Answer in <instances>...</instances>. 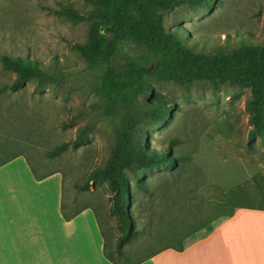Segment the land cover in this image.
<instances>
[{
    "label": "rangeland",
    "instance_id": "obj_1",
    "mask_svg": "<svg viewBox=\"0 0 264 264\" xmlns=\"http://www.w3.org/2000/svg\"><path fill=\"white\" fill-rule=\"evenodd\" d=\"M68 2L85 15L91 10L84 0H0V57L29 58L46 72L17 90L0 92V161L23 155L37 175L60 174L66 210L92 206L114 245L120 230L110 211L109 187L104 181L86 183L85 176L105 164L121 126L127 116L134 115L152 147L162 149L177 141L176 152L190 157L171 195L187 193L193 200L192 211L184 205L168 210L162 203H151L149 194L136 192L132 208L144 232L126 249L135 257L177 240L187 243L200 237L207 226L222 219H212V210L202 203L206 185L230 189L250 174H264V162L256 155L249 159L236 144L244 143L250 127L244 109L249 89L204 81L180 85L149 77V95L131 102L110 97L98 88L104 65L84 58L70 46L86 41L89 21H72L51 11ZM263 11L264 0H216L206 9L190 7L185 1L160 10L167 30L176 31L204 52L232 49L242 38L264 41ZM145 52L144 46L126 42L120 56L137 57ZM13 76L0 62V87ZM157 95L175 103L172 117L163 126L143 117L147 96ZM83 126L88 132L82 144L53 159L46 157L48 150L70 141ZM238 149L242 158L235 156ZM218 153L224 156L222 160ZM174 178V174L151 172L147 179L158 198L165 194L167 180Z\"/></svg>",
    "mask_w": 264,
    "mask_h": 264
},
{
    "label": "trees",
    "instance_id": "obj_2",
    "mask_svg": "<svg viewBox=\"0 0 264 264\" xmlns=\"http://www.w3.org/2000/svg\"><path fill=\"white\" fill-rule=\"evenodd\" d=\"M185 1L190 7L206 9L216 0H84L91 6L87 15L69 2L51 11L72 21H89L86 41L71 42L70 46L84 58L104 65L98 88L110 97L131 102L149 95V77L180 85L204 81L214 85L228 84L248 88L250 97L245 101L244 109L248 112L250 127L244 143L236 144L247 155H256L260 162H264V41L249 42L242 38L237 47L228 50L218 48L212 52H204L195 49L176 31L165 28L160 12ZM262 19L264 21V11ZM126 42L142 45L147 52L137 57L120 56L121 45ZM0 62L14 73L11 81L0 87V92L17 90L33 77L46 75L39 62L29 58L2 55ZM147 97L144 119L152 125H165L173 115L175 103L159 95ZM87 132V126H83L70 141L48 150L46 157L53 159L69 148L82 144L87 139ZM176 142L172 141L162 149L152 147L147 131L139 125L134 115H129L120 128L116 145L105 164L87 172L86 183L104 181L111 192L110 211L120 230L114 245L103 230L92 206L85 205L69 212L62 202L61 212L66 220L88 207L94 211L103 236V255L111 263L139 264L167 248L182 251L208 235L223 219L233 214V208L208 203L203 199L202 203L213 212L212 219L217 216L222 219L215 225L207 226L206 233L200 237L187 243L177 240L176 244L170 243L135 257L126 249L132 240L144 232V227H138L132 208L137 199L136 192L149 194L151 203H162L168 210L184 205V208L187 206L192 211L191 194L176 191L175 195H171V189L182 172L187 170L190 160L189 156L176 152ZM16 156L3 159L0 166ZM30 168L36 179L55 173L37 175L33 167ZM151 172L175 175L173 180H167L166 192L162 197L156 198L149 188L147 178Z\"/></svg>",
    "mask_w": 264,
    "mask_h": 264
},
{
    "label": "crops",
    "instance_id": "obj_3",
    "mask_svg": "<svg viewBox=\"0 0 264 264\" xmlns=\"http://www.w3.org/2000/svg\"><path fill=\"white\" fill-rule=\"evenodd\" d=\"M234 127L237 139L235 121ZM62 189L60 174L36 179L23 155L0 166V264H113L103 255L91 208L63 217ZM206 193L208 203L233 214L184 250L167 248L139 264H264V174H250L230 189L208 184Z\"/></svg>",
    "mask_w": 264,
    "mask_h": 264
}]
</instances>
